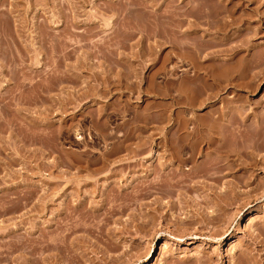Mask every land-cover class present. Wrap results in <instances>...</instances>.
Masks as SVG:
<instances>
[{
  "label": "rangeland",
  "instance_id": "1",
  "mask_svg": "<svg viewBox=\"0 0 264 264\" xmlns=\"http://www.w3.org/2000/svg\"><path fill=\"white\" fill-rule=\"evenodd\" d=\"M2 1L0 264H264V0Z\"/></svg>",
  "mask_w": 264,
  "mask_h": 264
},
{
  "label": "bare ground",
  "instance_id": "2",
  "mask_svg": "<svg viewBox=\"0 0 264 264\" xmlns=\"http://www.w3.org/2000/svg\"><path fill=\"white\" fill-rule=\"evenodd\" d=\"M13 1V0H12ZM16 1V0H15ZM45 1V0H44ZM56 1V0H55ZM0 2H3L2 0H0ZM8 2H9V0H8ZM29 2V1H28ZM16 3H17V1H16ZM60 3V2H59ZM12 4L14 5V3L12 2ZM11 4V5H12ZM18 5L20 4V3H17ZM1 6H3L2 4H0ZM8 5H10L9 3H8ZM10 5V6H11ZM12 5V7L14 8L13 10V12H15L16 10V7H18V5L15 7V6H13ZM1 8V7H0ZM9 8V7H8ZM3 10V9H2ZM5 10V9H4ZM113 10V9H112ZM1 11V10H0ZM6 11V10H5ZM8 12V11H7ZM1 13V15H0V17H1V19H2V14H6V12L5 13H3V12H0ZM18 13V12H17ZM10 14V13H9ZM12 14H14V13H12ZM11 15V14H10ZM4 16H7V14L6 15H3V17ZM9 16V15H8ZM15 17H17L18 15H14ZM19 16L21 17V16H23V13L22 14H19ZM19 16L17 17V18H19ZM24 17V16H23ZM6 18V17H5ZM8 18V17H7ZM1 19H0V21H1ZM12 19H14L13 17H12ZM3 20H4V18H3ZM9 20V18L7 19V21ZM10 20H11V18H10ZM91 20V19H90ZM228 23V22H227ZM227 23H226V21H225V24L227 25ZM9 24V23H8ZM224 24V25H225ZM229 24V23H228ZM10 25H12V24H10ZM9 25V26H10ZM223 25V26H224ZM225 25V26H226ZM44 26V25H43ZM224 26V27H225ZM229 26V25H228ZM227 27V26H226ZM91 31V30H90ZM7 32V31H6ZM23 32V31H22ZM7 34V33H6ZM5 34V37L7 36V35H9V34H7L6 35ZM16 35V34H15ZM14 35V36H15ZM22 35V34H21ZM3 36H4V34H3ZM10 36L11 35H9V36H7L6 38H4L3 39V41H7V39H8V37L10 38ZM13 35L11 36V37H14ZM1 37H2V34H1ZM16 38H18V37H16ZM12 40V38H10V43H13L12 41L14 40V43L16 42L15 41V37L13 38V40ZM3 41H2V43H3ZM7 43H8V41H7ZM9 44V43H8ZM7 44V45H8ZM17 44V43H16ZM11 45V44H10ZM12 46V45H11ZM10 46V47H11ZM14 46V45H13ZM30 46V45H29ZM4 47V46H3ZM2 47V48H3ZM5 48H6V45H5ZM8 48H9V46H8ZM12 48V47H11ZM18 48H20L19 46H18ZM1 50V49H0ZM6 50H10V49H6ZM32 50V49H31ZM9 52V51H8ZM13 52V51H12ZM5 54V53H4ZM6 55V54H5ZM2 56V55H1ZM6 57H7V55H6ZM5 59V58H4ZM8 59V58H7ZM5 60H3V62H4ZM8 61H9V59H8ZM7 61V62H8ZM11 62H13V61H11ZM196 116V115H195ZM219 118V117H218ZM222 118V117H221ZM186 121V124H187V126L189 127V131H188V133H189V135L190 136H192L193 137V135H195V133H196V131H195V129H194V126H193V124L195 123V121H196V117H194V114H189V117L185 120ZM220 122H221V119H220ZM232 124V123H231ZM195 125V124H194ZM197 131H198V129H197ZM215 131V130H214ZM195 132V133H194ZM217 132V131H216ZM216 132H215V134H216ZM203 135V134H202ZM213 136V135H212ZM199 137V136H198ZM215 136H213V138H214ZM189 138V137H188ZM191 138V137H190ZM215 139V138H214ZM210 140V139H209ZM215 141V140H214ZM213 141V142H214ZM217 141V140H216ZM191 142V141H190ZM193 142H196V145L195 146H193ZM193 142H192V147L193 148H191V146H190V148H191V152H189V153H191L190 155H191V158H192V156H193V158L194 157H196V155L198 154V153H201V150L200 149H198V147H197V145L199 144V143H197V140L195 141V140H193ZM198 142H199V139H198ZM190 150V149H189ZM206 150V149H205ZM188 151V150H187ZM176 153V152H175ZM188 153V154H189ZM159 154V153H158ZM157 153L155 154V155H158ZM209 155L208 156H210V153H208ZM206 156V155H205ZM188 158H189V156H188ZM206 158H209V157H206ZM190 159V158H189ZM217 160V159H216ZM188 161V160H187ZM191 161V160H190ZM219 161V160H218ZM243 162V161H242ZM171 163V162H170ZM172 164V163H171ZM190 166V165H189ZM211 167V166H210ZM214 167V166H213ZM228 167V166H227ZM187 168V167H186ZM198 168V167H197ZM197 168H196V170H197ZM215 168H217V167H215ZM209 169V168H208ZM196 170H193L194 172L196 171ZM191 171V170H190ZM192 171V172H193ZM193 172V173H194ZM221 176V175H220ZM242 176V175H241ZM196 179V178H195ZM200 182V181H199ZM211 184V183H210ZM215 185V184H214ZM199 186V185H198ZM212 196V195H211ZM218 196V195H217ZM220 197V196H219ZM194 199V198H193ZM216 199H218V198H216ZM222 199V198H221ZM214 200V199H213ZM199 201V200H198ZM233 202V201H232ZM198 203V202H197ZM209 203V202H208ZM228 203V202H227ZM226 202H225V204L226 205H228ZM241 205V204H240ZM248 204H245L244 203V205H242V206H240L242 209L245 207V206H247ZM214 206L216 207V208H213V210H211V209H209V210H211V211H207V213H205V214H202V216L201 217H199L198 218V222L199 223H201L202 224V227L201 228H203V229H205V228H207V229H209L210 231H209V237H210V239H215V238H219V237H222V236H225L226 235V233H227V231H228V227H229V224H230V221H231V218H232V216H229V215H227L226 216V212H225V206L223 205V203H221V200L220 201H217L215 204H214ZM199 207V206H198ZM211 207V206H210ZM199 209V208H198ZM241 211V209L239 210V212ZM201 212V211H200ZM200 216V215H199ZM190 217V216H189ZM144 219V218H143ZM192 220V219H191ZM182 224V223H181ZM185 226V225H184ZM264 227V226H263ZM184 228V227H183ZM257 231V230H256ZM200 232H201V230H200ZM208 233V232H207ZM206 233V234H207ZM199 234H201V233H199ZM199 234H196V236H198ZM232 234V233H231ZM203 235V234H202ZM230 235V234H229ZM255 235H256V233H255ZM255 235H254V233H249L248 234V237L250 238L249 239V243H248V246H246V248L245 249H243L242 251L244 252V257H248V261L251 263V264H258V262H259V259L256 257V255L257 254H253L252 253V250L254 249V248H252L251 249V245L252 244H254L255 245V239H256V237L258 236H256L255 237ZM255 238V239H254ZM253 241H254V243H253ZM119 243V242H118ZM262 243V242H261ZM260 244V243H259ZM264 247V246H263ZM255 252V251H254ZM257 253V252H256ZM237 254V253H236ZM241 254V256L243 255L242 253H240ZM204 257V256H203ZM233 257V256H232ZM243 257V258H244ZM205 258H206V260L204 259H201V258H198V260L200 261V263H202V264H212V260H214V257H213V255H210V254H208L207 256H205ZM246 259V258H245ZM241 261L240 262H242L243 263V261H244V263L246 262L244 259H243V261H242V259H240ZM191 261V260H190ZM261 261V260H260ZM227 261H225V263H226ZM238 262V261H237ZM243 263V264H244ZM247 263V262H246ZM233 264V263H232ZM237 264V263H236ZM239 264H241V263H239Z\"/></svg>",
  "mask_w": 264,
  "mask_h": 264
}]
</instances>
